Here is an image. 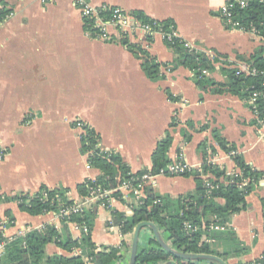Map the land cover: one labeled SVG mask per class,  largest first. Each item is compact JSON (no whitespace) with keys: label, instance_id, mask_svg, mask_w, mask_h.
<instances>
[{"label":"crops","instance_id":"obj_1","mask_svg":"<svg viewBox=\"0 0 264 264\" xmlns=\"http://www.w3.org/2000/svg\"><path fill=\"white\" fill-rule=\"evenodd\" d=\"M95 6L108 5L130 13L142 12L153 21L172 20L177 36L188 45L220 57L210 76L225 82L222 67L249 74L251 66L241 60L264 47V39L252 32L231 30L221 18L226 0H91ZM10 17L0 25V236L7 241L32 230L54 226L62 230L56 214L31 216L21 211L14 198L34 196L43 188L67 189L74 201L81 200L77 186L96 180L100 171L89 166L82 152V122L96 131L103 149L119 154L131 173L152 170V154L167 133L173 137L170 159L183 153L193 172L214 160L227 172L236 169L235 151L246 163L264 175V138L250 104L229 94L201 90L194 73L186 68L172 71L161 67L164 79L150 80L142 61L122 44L111 30V42L87 35L75 0H0ZM130 43L147 51L157 62L170 64L179 56L165 45L160 35L130 38ZM169 92L172 99L167 95ZM218 132L235 148L223 151L214 140ZM196 181L190 177L163 176L154 192L176 198L192 193ZM112 209L99 206L92 231L100 247L123 248L120 264H129L133 233L123 235L113 225V212L134 214L133 195L120 193ZM264 178L247 197L248 208L231 218L225 230L210 231L218 238L204 236L221 253L236 243L244 249L228 264H245L264 253ZM223 203V201H221ZM14 218L7 226V213ZM73 240L85 234L68 225ZM153 238L141 234L140 245ZM48 255H75L51 243Z\"/></svg>","mask_w":264,"mask_h":264},{"label":"trees","instance_id":"obj_2","mask_svg":"<svg viewBox=\"0 0 264 264\" xmlns=\"http://www.w3.org/2000/svg\"><path fill=\"white\" fill-rule=\"evenodd\" d=\"M10 13L4 5H0V24L7 19ZM132 14L144 24H153L154 22L142 12ZM239 14V19L247 29L252 24L256 27L259 35L264 38V3L253 2L248 9L239 11ZM157 23L158 25L155 27L157 29L163 28V30L169 31L170 27H174L176 30L172 20ZM164 42L179 56L172 63L166 65L157 62L147 51L129 44L128 40H122V44L141 59L142 69L150 80L158 81L165 78L161 73V67H169L172 71L186 68L194 73L193 79L201 90L208 91L210 89L213 94H229L249 103L254 93L264 90L262 87L264 78L261 76V73L264 72V47L259 48L249 57H241L243 62L248 63L260 74L247 75L237 68L224 66L221 68V72L226 77V81L217 82L210 74L216 72V64L220 63L219 56L211 58L206 51L191 50L187 47V43L179 37H173L171 41L166 39ZM203 70H207L209 74L203 75ZM167 95L172 99L169 92ZM256 103L260 104L259 101ZM250 108L253 109L252 106ZM213 137L223 151L228 153L235 148L218 132L215 131ZM81 143L82 152L88 155L90 166L100 171L96 180H86L77 186L76 189L81 199L90 196L92 191L117 189L123 181L145 173H131L130 168L123 162L119 154L106 151L101 147L99 135L89 127H86V134L81 137ZM172 144L173 137L168 132L166 137L159 141L152 154V173L167 171L172 163L169 156ZM234 161L240 170V174L237 176H227V172L220 167L204 163L202 173H210L216 179L212 182L217 188L209 195L201 178L202 173H187L182 177H194L197 183L194 192L171 198L155 193L153 188H148L143 203L134 207L133 216L127 217L118 211L113 212V225L119 227L125 236L133 233L138 224L152 222L158 227L165 241L179 252L215 255L225 261L230 257L241 256L245 250L240 247L234 233L228 236L236 243L230 252L224 254L203 240L205 235L217 239L218 236L215 234L210 235L211 226H227L234 215L247 210V197L256 190L264 178V175L246 163L243 157L237 155L234 157ZM222 178L224 180L220 182ZM244 180L248 181L247 184H243ZM241 185L243 186L241 187ZM113 196L121 198L120 192H115ZM14 200L18 201L21 211L31 216L58 213L60 208H69L75 203L67 189L43 188L34 196L21 195L15 197ZM157 200H160V203L156 204ZM262 202L264 208V201ZM97 209L98 206L94 205L81 214H72L64 218L62 230H58L54 226H47L44 230H32L25 236L17 237L11 241L0 236V242L7 243L1 264H120L123 260L122 250L128 246L125 242L119 248L100 247L93 242L92 231L97 217ZM7 217L9 219L7 226H12L14 218L10 212L7 213ZM185 223H191L196 230H186ZM71 224L80 227L86 226L89 233L84 234L80 241L73 240L68 230V225ZM146 231L149 232L148 229L143 230V232ZM51 243L70 254L75 249L81 250L82 254L48 255L46 248ZM172 259H175L178 264H216L208 261L175 258L163 250L154 238L150 240L148 246L139 245L136 264H164ZM245 264H264V253L261 259Z\"/></svg>","mask_w":264,"mask_h":264},{"label":"built area","instance_id":"obj_3","mask_svg":"<svg viewBox=\"0 0 264 264\" xmlns=\"http://www.w3.org/2000/svg\"><path fill=\"white\" fill-rule=\"evenodd\" d=\"M253 2L264 3V0H226L225 4L220 8V15L225 26L231 30L252 32L253 34L261 37L255 26L251 24L247 29V27H245L239 19V11L248 9ZM75 5L80 12L81 18L83 19L87 35L101 41L111 42L112 29L118 32L122 40H128L129 44H131L129 41L130 38H146L148 42H151L150 40L155 35H160L163 40L167 39L168 41H171L173 37H178L174 27H170L169 31H165L163 30V28L157 29L155 28L158 25L157 21H154L153 24H144L143 22L138 20L132 13L122 8L111 7L108 5L95 6L91 2V0H75ZM9 17L10 15L7 18ZM187 47L191 50L200 51L198 48L190 46L188 44ZM239 71L242 72L241 70ZM202 74L208 75L209 73L207 70H203ZM258 74L260 73L255 68L251 67L250 72L247 75ZM261 76H263L264 78V72L261 73ZM262 87L264 89V83L262 84ZM257 101L260 102L259 105L256 103ZM249 104L253 108L252 111L257 120L259 132L264 138V90L254 93L249 101ZM76 128L81 130V137L86 134V125L82 122H77ZM5 155L6 150L0 149V162L4 159ZM230 156L234 158L235 156H237V153L233 151L231 152ZM207 163L217 166L214 160H209ZM200 170V172L202 173V168ZM192 172L193 169L187 164L185 155L183 153H180L176 157V159L169 165L167 171L162 170L157 174H154L151 171H146L141 176H135L130 180L123 181L117 189L92 191L90 196L79 201H75L74 205L69 208L62 207L60 208L58 213L54 214H56L59 219L63 220L64 218H67L72 214H81L85 210L91 209L94 205L112 209L111 203L113 200H115L113 196L115 192H124L133 195L137 201V205L139 206L143 203V199L146 196V190L148 188H154L156 185V180L159 177H176ZM226 174L227 176H237L238 174H240V170H238V168L236 167L234 171L227 172ZM201 178L205 183L208 195L215 188H217V186H215L212 182L216 181L215 177L212 174L202 173ZM223 180L224 179L222 178L220 182H223ZM247 182L248 181L244 180L243 184H247ZM242 186L243 185H241V187ZM155 203H160V200H157ZM75 228L76 230H82L85 234L89 233V229L86 226L80 227L75 225ZM185 228L188 231L196 230V228H193L191 223H185ZM226 228L227 226L213 225L209 230L217 231L225 230ZM6 245V242H0V264L5 253ZM74 253L75 255H81L82 251L79 249H75Z\"/></svg>","mask_w":264,"mask_h":264},{"label":"water","instance_id":"obj_4","mask_svg":"<svg viewBox=\"0 0 264 264\" xmlns=\"http://www.w3.org/2000/svg\"><path fill=\"white\" fill-rule=\"evenodd\" d=\"M144 229H148L149 232L152 234L153 238L159 244V246L163 250L170 253L175 258H180V259L190 260V261H208V262H213L216 264H228L225 260L215 255L187 254V253L177 251L165 241L158 227L152 222H142L135 227L133 231L132 242H131V254H130L129 264L137 263L138 248L140 245L141 234L143 233ZM164 264H178V263L175 259H172Z\"/></svg>","mask_w":264,"mask_h":264},{"label":"rangeland","instance_id":"obj_5","mask_svg":"<svg viewBox=\"0 0 264 264\" xmlns=\"http://www.w3.org/2000/svg\"><path fill=\"white\" fill-rule=\"evenodd\" d=\"M220 63H221V62H220ZM220 63H219V64H220ZM220 65H222V64H220Z\"/></svg>","mask_w":264,"mask_h":264}]
</instances>
